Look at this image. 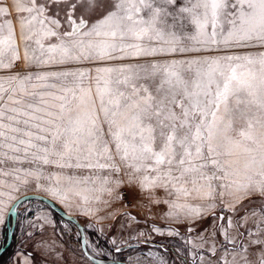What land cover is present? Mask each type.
Masks as SVG:
<instances>
[{
  "label": "snow or ice",
  "instance_id": "1",
  "mask_svg": "<svg viewBox=\"0 0 264 264\" xmlns=\"http://www.w3.org/2000/svg\"><path fill=\"white\" fill-rule=\"evenodd\" d=\"M31 183L83 215L135 184L264 264V0H0V224Z\"/></svg>",
  "mask_w": 264,
  "mask_h": 264
},
{
  "label": "rangeland",
  "instance_id": "2",
  "mask_svg": "<svg viewBox=\"0 0 264 264\" xmlns=\"http://www.w3.org/2000/svg\"><path fill=\"white\" fill-rule=\"evenodd\" d=\"M22 70L23 62L21 61L13 71ZM121 179L126 181L127 177L121 175ZM133 185L127 183L122 185L118 190V193L122 194L120 200H111L105 195V200H111L110 206L105 208L103 205H96L95 207L103 210L96 212L95 215H83L75 206L66 208L37 189L34 183L21 186L20 191L15 195L18 197L28 193L43 195L66 213L77 217L85 233V247L88 253L100 261L158 264L163 258L165 264H202L199 255L204 251L197 250L192 243H189V240L199 244L202 242L201 236L208 239L210 235L217 233L219 228H213L212 215L191 224L188 221H182L184 224H181L182 222L179 221L182 218L175 220L176 224H166L148 216L147 211L155 207V203H150L146 199V193H141L136 186L135 190L138 192L132 191ZM161 194L159 196L163 197L164 193ZM245 203L248 202L245 201ZM260 203L261 201L257 198L249 207L258 209ZM159 207L164 208V203H157L155 208ZM123 209L135 219L125 216ZM140 210L143 212L141 213ZM109 211L110 219L106 218ZM215 214L219 217V208ZM45 216L48 218L47 222L42 219ZM219 223H226V221L217 220V224ZM15 225L12 236L18 238V243L11 250L13 253L8 259L3 256L2 264H96L82 252L77 226L55 213L42 200L32 198L21 202L16 208ZM3 227L4 224H0V247L5 243V241L2 243ZM154 228L161 229V232L153 231ZM189 228L194 230L189 232ZM252 230L255 231L254 228ZM169 231L178 232L179 235H169ZM139 237L147 239L136 240ZM147 242H153L155 245ZM242 242L247 244V241ZM126 244L134 246L120 251L115 250ZM228 247L231 249V245ZM26 250L31 252L30 256L26 255ZM208 253L209 250L206 251V254ZM256 258L257 256L251 254L250 250L249 259L255 262Z\"/></svg>",
  "mask_w": 264,
  "mask_h": 264
},
{
  "label": "water",
  "instance_id": "3",
  "mask_svg": "<svg viewBox=\"0 0 264 264\" xmlns=\"http://www.w3.org/2000/svg\"><path fill=\"white\" fill-rule=\"evenodd\" d=\"M19 198H20L19 201L16 202V204H15V211H11L10 210V215H11V218H12V225H11V227L8 230L5 243L0 247V255L11 243L12 233H13V230H14L15 219H16V208H17V206L21 202H23V201H25L27 199L36 198V199L42 200L55 213H57L58 215H60L61 217L65 218L67 220H70L71 222H73L77 226V228L79 230V234H80V244H81L82 252L88 257V259L90 261H92L93 263H96V264H126V263H123L121 261H116V260L100 261V260L94 258L93 256H91L88 253V251H87V249L85 247V233H84L83 227L79 223V220L77 219V217H75L73 215H70V214L66 213L64 210L60 209L51 200H49L47 197H45L43 195H40V194H36V193H28V194H25V195H23V196H21ZM147 243L150 244V245H155V243H153V242H147ZM132 246H134V245L133 244H126V245H123V246H120V247H117V248H119L120 250H124V249L132 247ZM117 248H115L116 251H117Z\"/></svg>",
  "mask_w": 264,
  "mask_h": 264
},
{
  "label": "crops",
  "instance_id": "4",
  "mask_svg": "<svg viewBox=\"0 0 264 264\" xmlns=\"http://www.w3.org/2000/svg\"><path fill=\"white\" fill-rule=\"evenodd\" d=\"M135 184L133 185V189H132V191H137V190H135L136 188H138L137 186H136V188H135ZM138 192V191H137ZM163 194V192L162 191H160V192H158L157 193V195L159 196L160 194ZM161 194V195H162ZM135 196V195H134ZM157 206V203H155V207ZM155 207H153V208H150V210L149 211H147V214H148V216H150V217H153V218H155V219H157V220H160V221H162V222H165L166 224H176L177 223V221H175V220H173L172 218H170L169 216H167L166 214H167V212L169 211V209H168V206H167V204H164V208H161V207H159V208H155ZM123 211H124V215L125 216H129V217H131L128 213H127V211L125 210V209H123ZM140 212L142 213L143 211L142 210H140ZM109 213H110V211L108 212V215H107V217L106 218H108V219H110V217H111V215H109ZM144 214V213H143ZM131 218H134L135 219V217H131ZM185 222L186 220H184L183 218H182V220L181 221H179V222ZM181 223V224H184V223ZM178 225V224H177ZM167 234V233H166ZM211 237H213V235H210ZM206 238V237H205ZM147 238H145V237H139L138 239H136V240H139V241H144V240H146ZM214 239L216 240V241H223V237L219 234V229H218V231H217V233L216 234H214ZM208 240V243H206L205 244V246L203 247V248H198V247H195L197 250H201V251H204V253H201V255H199V260H201V257H204V264H209V262L210 261H212V260H214L215 259V256L216 255H218V253H216V254H214V253H212L211 251H209V253L208 254H206V251H208L209 250V246H210V244H211V239H207ZM243 240L244 241H247V239L246 238H243ZM26 255L28 254L29 256H30V254H31V252H29L28 250H26ZM202 263V262H201Z\"/></svg>",
  "mask_w": 264,
  "mask_h": 264
},
{
  "label": "trees",
  "instance_id": "5",
  "mask_svg": "<svg viewBox=\"0 0 264 264\" xmlns=\"http://www.w3.org/2000/svg\"><path fill=\"white\" fill-rule=\"evenodd\" d=\"M12 225V218H11V215L10 213L8 214L7 218H6V221L4 223V227H3V233H2V243L5 241L6 237H7V233H8V230L9 228L11 227ZM15 226L14 225V229H15ZM14 234V232H13ZM18 243V238L14 235L12 236V239H11V243L10 245L1 253L0 255V264L3 263V256H6L5 258H9L13 253V251H11L13 249V247ZM143 243V242H142ZM20 248H23L22 246H20ZM5 254V255H4ZM7 254V255H6Z\"/></svg>",
  "mask_w": 264,
  "mask_h": 264
}]
</instances>
